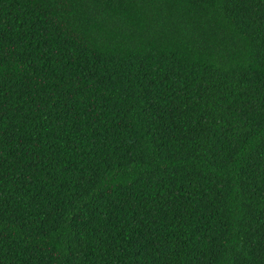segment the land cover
<instances>
[{
	"label": "trees",
	"instance_id": "16d2710c",
	"mask_svg": "<svg viewBox=\"0 0 264 264\" xmlns=\"http://www.w3.org/2000/svg\"><path fill=\"white\" fill-rule=\"evenodd\" d=\"M0 264H264V0H0Z\"/></svg>",
	"mask_w": 264,
	"mask_h": 264
}]
</instances>
